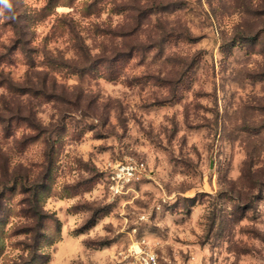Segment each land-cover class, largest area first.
<instances>
[{
  "label": "rangeland",
  "instance_id": "1",
  "mask_svg": "<svg viewBox=\"0 0 264 264\" xmlns=\"http://www.w3.org/2000/svg\"><path fill=\"white\" fill-rule=\"evenodd\" d=\"M9 4L0 264H264V0Z\"/></svg>",
  "mask_w": 264,
  "mask_h": 264
},
{
  "label": "built area",
  "instance_id": "2",
  "mask_svg": "<svg viewBox=\"0 0 264 264\" xmlns=\"http://www.w3.org/2000/svg\"><path fill=\"white\" fill-rule=\"evenodd\" d=\"M134 168L131 164H120L115 172L114 179L119 182L132 178L135 175ZM119 264H160V260L156 252L140 248L126 254Z\"/></svg>",
  "mask_w": 264,
  "mask_h": 264
},
{
  "label": "trees",
  "instance_id": "3",
  "mask_svg": "<svg viewBox=\"0 0 264 264\" xmlns=\"http://www.w3.org/2000/svg\"><path fill=\"white\" fill-rule=\"evenodd\" d=\"M81 49V51H82V55L87 59V62H88V64L87 65H93V63L91 62V54L89 53V52H87V50L85 49V47L84 48H80ZM90 56V59L88 58ZM63 65H79V64H69V63H63ZM39 211V210H38ZM36 217H37V219L38 220H41L42 219V213L40 214V213H38V212H36Z\"/></svg>",
  "mask_w": 264,
  "mask_h": 264
},
{
  "label": "clouds",
  "instance_id": "4",
  "mask_svg": "<svg viewBox=\"0 0 264 264\" xmlns=\"http://www.w3.org/2000/svg\"><path fill=\"white\" fill-rule=\"evenodd\" d=\"M0 3H3L5 6L10 7L9 0H0ZM0 15H3L2 10H0Z\"/></svg>",
  "mask_w": 264,
  "mask_h": 264
}]
</instances>
